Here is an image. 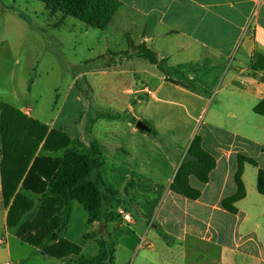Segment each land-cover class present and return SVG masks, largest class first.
Masks as SVG:
<instances>
[{"label": "crops", "instance_id": "0c3cea01", "mask_svg": "<svg viewBox=\"0 0 264 264\" xmlns=\"http://www.w3.org/2000/svg\"><path fill=\"white\" fill-rule=\"evenodd\" d=\"M119 1L121 7L102 31L103 40L122 48L118 50L123 53L130 35L136 45L146 44L157 53L164 62L162 70L149 61L145 64V59L126 63L129 69L134 65L130 70L141 83L159 81L156 100L184 110L194 124L188 140L199 134L203 150L213 156L216 165L207 182L193 174L187 176L189 186L200 191L199 198L178 194L171 187L182 156L175 157L171 145L162 141L161 136L171 135L168 123L158 118L154 135L131 122L134 112L144 111L153 118L152 106L136 102L128 111L131 119H117L120 113L99 115L93 124L107 125L113 133V155L120 156L122 162L116 171L123 176L119 180L122 191L106 183L118 193L119 200L110 208L117 214L112 222L100 223L97 233L114 247L115 264H264V196L257 189L261 166L243 163L245 194L230 202L236 212L224 207L225 201L239 194V156L247 157L251 149L264 159V116L255 113L256 106L264 101V70L252 68L255 56H264V0ZM182 64L205 65L199 71H186L198 90L168 81L172 79L170 68ZM162 89L166 90L164 98L159 96ZM214 91L222 94L216 107L211 105ZM25 101L16 99L8 104L27 114ZM58 120L43 123L62 129ZM116 121L120 125L116 126ZM121 137L126 141H120ZM160 149L167 164L163 180L155 177L159 166L151 160L152 151ZM1 161L0 141V237L6 239L8 233L17 231L6 226L8 208L3 201ZM136 199L145 200L144 207L149 210ZM126 202L135 210L126 211ZM120 210L129 215L128 221L118 216ZM143 238L149 245L141 247ZM95 244L97 256L100 245ZM82 251L80 257H85Z\"/></svg>", "mask_w": 264, "mask_h": 264}, {"label": "rangeland", "instance_id": "374dc122", "mask_svg": "<svg viewBox=\"0 0 264 264\" xmlns=\"http://www.w3.org/2000/svg\"><path fill=\"white\" fill-rule=\"evenodd\" d=\"M61 20V13L49 10L38 0H0V101L14 103L16 99L26 100L23 108L27 116L41 122L59 119L56 123L63 128L55 129L63 130L70 137L71 146H77L83 154L89 151L92 143L97 145L107 163L104 180L118 191H122L119 180L123 174L116 171L121 168L118 165L122 162L119 161L120 156L113 155L114 136L107 125L93 124L94 119L108 113H120L122 119H131L132 114L128 111L136 102L141 101L144 105L149 103L153 118L141 111L134 112L136 116L133 120L137 122V118H144L143 122L150 129H154L158 118H162L164 124L168 123L171 135L165 134L161 138L164 143L171 145L169 147L174 150L175 157L182 156L181 168L187 159L184 153L194 141L188 140L194 124L184 114V110L167 103L160 104L156 100L158 80L141 83L130 70L134 65L130 64L129 69L126 61L122 62L118 56L108 54L107 48H114V53H119L118 49L122 48L109 43L108 46L103 40L102 31L88 27L73 17L62 20V23ZM106 62L116 63V66L105 68ZM144 63L148 61L144 60ZM147 90H153L155 96H149ZM165 93L166 90L162 89L159 96L164 98ZM220 98L222 94L217 95L214 91L211 105L218 106ZM115 124L120 125L118 121ZM120 141H126L125 137H121ZM249 151L250 154L246 156L264 169V159L251 149ZM162 153L163 149L153 150L151 156L152 164L159 166L155 174L159 180L166 178L167 171L165 155ZM40 154L47 155L43 151ZM51 155L62 156L61 153ZM29 196L35 201V208L22 218L21 225L34 219L40 206L38 197ZM136 200L144 210H149L144 207L145 200ZM125 210L135 209L130 202H126ZM112 211L116 216L117 210ZM99 229L100 223L96 224L84 207L74 202L70 225L60 234V238L83 248L82 256H94L97 252L95 243L99 244L103 240L97 233ZM2 231L0 228V235ZM92 234H95L94 239L86 238ZM6 239L5 244L0 245V263L78 264L80 258V255L65 259L49 257L42 253V248L50 243L35 249L22 242L14 232L8 233Z\"/></svg>", "mask_w": 264, "mask_h": 264}, {"label": "trees", "instance_id": "16d2710c", "mask_svg": "<svg viewBox=\"0 0 264 264\" xmlns=\"http://www.w3.org/2000/svg\"><path fill=\"white\" fill-rule=\"evenodd\" d=\"M49 10L62 14V20L73 17L86 26L105 31L121 7L119 0H38ZM61 20V23H62ZM128 49L123 53L108 51L121 61L145 59L152 65L163 69V63L156 52L146 44L136 45L127 35ZM118 64H120L118 62ZM116 66L105 63L103 67ZM205 65H178L171 67L170 82L187 89L198 90L191 82L186 71H199ZM254 70H264V56L257 54L253 61ZM33 81H30L32 84ZM255 113L264 116V101L255 108ZM121 119V116H117ZM136 123L135 120L131 121ZM150 133L155 134L151 128ZM1 137V174L3 201L8 208L7 228L17 229L16 236L35 249L42 248L49 257L65 259L71 255H80L82 248L60 234L68 227L71 218L72 202L81 204L89 217L99 223H110L114 214L110 210L119 200L118 193L104 180L106 162L102 153L94 144L87 153L80 152L77 146H71L70 137L63 131L31 118L17 107L0 102ZM46 152L42 155L40 152ZM61 153L62 156L51 154ZM49 154V155H48ZM178 170L171 190L190 199H197L200 191L191 188L187 176L193 174L202 182H207L209 173L215 168L213 156L204 151L201 138L196 136L188 150L187 159ZM240 169L236 174L239 194L224 202L230 212L236 209L230 205L244 196L241 180L244 162L257 166L250 158L239 156ZM258 192L264 196V169L259 168L257 180ZM38 197L40 206L34 219L21 225L22 218L35 208V201L29 195ZM87 239H94L95 234ZM100 252L94 257H80L78 264H115L114 247L105 240L99 242Z\"/></svg>", "mask_w": 264, "mask_h": 264}, {"label": "built area", "instance_id": "2783aa9c", "mask_svg": "<svg viewBox=\"0 0 264 264\" xmlns=\"http://www.w3.org/2000/svg\"><path fill=\"white\" fill-rule=\"evenodd\" d=\"M147 94L149 96H151V97H154L155 96V92L153 90H147ZM119 213L124 217L125 220H127V221L129 220L130 217H129V215L127 213H124V211H122V210H120ZM5 242H6V239L5 238H2L0 240V245L5 244ZM147 245H149V243L147 242L146 238H143L141 240V247H145ZM0 264H12V263L5 262V263H0Z\"/></svg>", "mask_w": 264, "mask_h": 264}, {"label": "water", "instance_id": "95a60500", "mask_svg": "<svg viewBox=\"0 0 264 264\" xmlns=\"http://www.w3.org/2000/svg\"><path fill=\"white\" fill-rule=\"evenodd\" d=\"M136 127L141 130V131H146V132H150L151 129L143 122V121H138L136 123ZM43 253V252H42Z\"/></svg>", "mask_w": 264, "mask_h": 264}]
</instances>
